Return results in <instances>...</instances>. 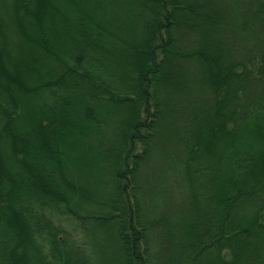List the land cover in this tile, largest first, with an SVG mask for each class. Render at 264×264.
Listing matches in <instances>:
<instances>
[{
    "label": "trees",
    "instance_id": "16d2710c",
    "mask_svg": "<svg viewBox=\"0 0 264 264\" xmlns=\"http://www.w3.org/2000/svg\"><path fill=\"white\" fill-rule=\"evenodd\" d=\"M0 264H264V0H0Z\"/></svg>",
    "mask_w": 264,
    "mask_h": 264
}]
</instances>
